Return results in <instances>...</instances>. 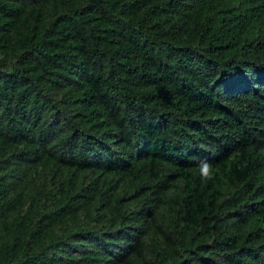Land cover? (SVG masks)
<instances>
[{
	"label": "trees",
	"instance_id": "obj_1",
	"mask_svg": "<svg viewBox=\"0 0 264 264\" xmlns=\"http://www.w3.org/2000/svg\"><path fill=\"white\" fill-rule=\"evenodd\" d=\"M0 264H264V0H0Z\"/></svg>",
	"mask_w": 264,
	"mask_h": 264
},
{
	"label": "clouds",
	"instance_id": "obj_2",
	"mask_svg": "<svg viewBox=\"0 0 264 264\" xmlns=\"http://www.w3.org/2000/svg\"><path fill=\"white\" fill-rule=\"evenodd\" d=\"M198 174L202 183H207L208 181L214 179V168L210 162L206 159L201 160L198 164Z\"/></svg>",
	"mask_w": 264,
	"mask_h": 264
}]
</instances>
